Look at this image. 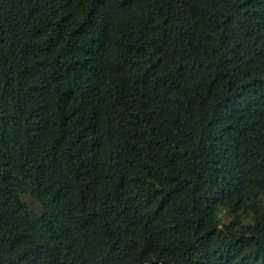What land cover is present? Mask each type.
<instances>
[{
	"label": "trees",
	"instance_id": "1",
	"mask_svg": "<svg viewBox=\"0 0 264 264\" xmlns=\"http://www.w3.org/2000/svg\"><path fill=\"white\" fill-rule=\"evenodd\" d=\"M0 264H264V0H0Z\"/></svg>",
	"mask_w": 264,
	"mask_h": 264
},
{
	"label": "rangeland",
	"instance_id": "2",
	"mask_svg": "<svg viewBox=\"0 0 264 264\" xmlns=\"http://www.w3.org/2000/svg\"><path fill=\"white\" fill-rule=\"evenodd\" d=\"M34 208H36V207L34 206Z\"/></svg>",
	"mask_w": 264,
	"mask_h": 264
}]
</instances>
